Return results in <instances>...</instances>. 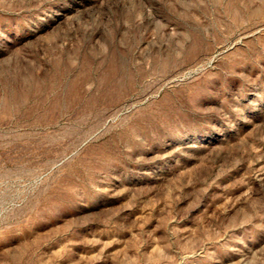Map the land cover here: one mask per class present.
Here are the masks:
<instances>
[{
    "label": "rangeland",
    "instance_id": "374dc122",
    "mask_svg": "<svg viewBox=\"0 0 264 264\" xmlns=\"http://www.w3.org/2000/svg\"><path fill=\"white\" fill-rule=\"evenodd\" d=\"M0 264H264V0H0Z\"/></svg>",
    "mask_w": 264,
    "mask_h": 264
}]
</instances>
